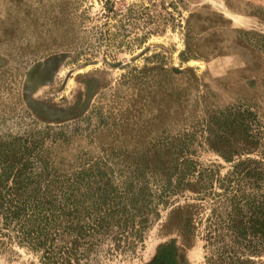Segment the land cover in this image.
I'll return each mask as SVG.
<instances>
[{
  "label": "rangeland",
  "instance_id": "obj_1",
  "mask_svg": "<svg viewBox=\"0 0 264 264\" xmlns=\"http://www.w3.org/2000/svg\"><path fill=\"white\" fill-rule=\"evenodd\" d=\"M5 144L64 196L0 264H264V0H0Z\"/></svg>",
  "mask_w": 264,
  "mask_h": 264
},
{
  "label": "trees",
  "instance_id": "obj_2",
  "mask_svg": "<svg viewBox=\"0 0 264 264\" xmlns=\"http://www.w3.org/2000/svg\"><path fill=\"white\" fill-rule=\"evenodd\" d=\"M5 147L6 144L0 145V152H5ZM17 151L6 152L4 156H0V212L3 209L4 214L15 216L19 213L25 215L27 211V215L29 214V217H32L38 215L34 210L41 208L42 213L39 212V214H43L42 216H45L44 219L47 222L48 212L51 208L53 209L55 201L60 196H64V187L51 188V181L43 186L38 183L37 178L41 175L39 163L43 166V171V169H47L48 160L39 157H37L38 160H35V158L25 156L20 151L17 154ZM37 169L40 171L34 174ZM78 183L79 175L76 174L72 178L70 188L75 190ZM27 187L30 189H26ZM21 190L25 192H20ZM246 208L248 214L245 223L253 232L251 233L252 236L256 237L255 235L258 234L259 239L264 238V201L259 200L256 202L252 200L246 203Z\"/></svg>",
  "mask_w": 264,
  "mask_h": 264
},
{
  "label": "flooded vegetation",
  "instance_id": "obj_3",
  "mask_svg": "<svg viewBox=\"0 0 264 264\" xmlns=\"http://www.w3.org/2000/svg\"><path fill=\"white\" fill-rule=\"evenodd\" d=\"M171 248L160 250L159 253L148 264H177Z\"/></svg>",
  "mask_w": 264,
  "mask_h": 264
}]
</instances>
